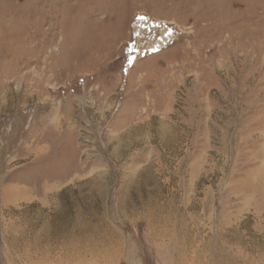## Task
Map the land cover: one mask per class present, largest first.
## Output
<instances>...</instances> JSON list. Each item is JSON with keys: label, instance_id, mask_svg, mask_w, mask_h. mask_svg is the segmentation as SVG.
I'll use <instances>...</instances> for the list:
<instances>
[{"label": "rangeland", "instance_id": "374dc122", "mask_svg": "<svg viewBox=\"0 0 264 264\" xmlns=\"http://www.w3.org/2000/svg\"><path fill=\"white\" fill-rule=\"evenodd\" d=\"M0 264H264V0H0Z\"/></svg>", "mask_w": 264, "mask_h": 264}]
</instances>
